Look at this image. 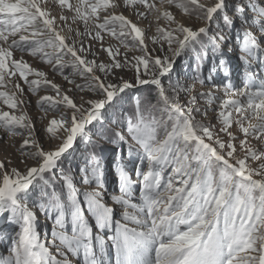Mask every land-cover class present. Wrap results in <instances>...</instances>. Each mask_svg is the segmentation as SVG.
Returning <instances> with one entry per match:
<instances>
[{"label":"snow or ice","instance_id":"snow-or-ice-1","mask_svg":"<svg viewBox=\"0 0 264 264\" xmlns=\"http://www.w3.org/2000/svg\"><path fill=\"white\" fill-rule=\"evenodd\" d=\"M161 3L183 9L188 20L203 24L194 26L163 11L168 25L157 27L156 54L145 44L140 26L113 14L119 7L113 0H59L61 7L75 13L73 21L84 24L85 31L77 30L76 35L102 41V33L108 32L125 48L131 36L133 46L138 43L143 53L121 59L119 49L102 47L110 59L98 63L81 55L86 51L83 41L77 48L57 30L56 18L42 7V0H0V84L18 74L34 90L43 84L55 91V97L42 98V106L58 110L65 105L71 110L51 119L46 133L52 137L23 141L22 149H33L28 153L33 163L27 165L26 159L23 171L9 170L0 162V214H8L18 228L0 264H264V78H258L260 71L254 67L264 69V0ZM124 4L142 5L160 18V8L150 0ZM232 43L249 69L240 87L232 82V66L225 57ZM14 50L39 56L60 73L69 69L86 85L69 82L87 87L95 98L78 105L46 78L45 71L16 59ZM189 54L196 61L192 83L182 84L179 77L173 81L176 60ZM210 58L215 63L204 75ZM130 63L132 80L117 75L115 70ZM29 75L37 79L29 80ZM216 75L219 84L213 83ZM206 82L212 88L197 92L195 85L204 87ZM131 89L146 91L151 99L136 96L132 110L113 121L109 142L118 140L128 148L113 167L118 194L107 196L106 165L89 134L96 124L111 120L109 109L124 101ZM0 99L11 110L24 103L7 91H0ZM194 113L202 118L211 113L216 123L197 120ZM253 119L257 123H251ZM0 125L13 135L27 129L29 137L35 128L26 115L6 110H0ZM53 137L59 142L46 150L44 142ZM78 138L91 145L84 167L77 168L83 173V188L66 163ZM249 157L261 161L259 168L246 163ZM145 163L147 170L142 171ZM37 185L40 199L31 201ZM34 208L54 219L51 243L41 242Z\"/></svg>","mask_w":264,"mask_h":264},{"label":"rangeland","instance_id":"rangeland-1","mask_svg":"<svg viewBox=\"0 0 264 264\" xmlns=\"http://www.w3.org/2000/svg\"><path fill=\"white\" fill-rule=\"evenodd\" d=\"M160 8L159 16L157 18V13L155 11H148L144 6H125L124 0H113V3L119 5L116 8L113 14L119 15L123 14L132 22L136 23L138 26L144 28L145 32V44L151 52L160 54L158 45L153 42V38L157 37L159 34L157 32V27H164L168 25V21L163 19L162 14L163 11L168 10L173 13L178 19H183L188 23H192L194 26H202L203 22H199L197 24L195 19L188 20L189 13H184L183 9H178L175 6H169L167 4H162L161 0H150ZM203 3H211V0H201ZM69 3L76 4L78 0H69ZM42 7L46 11L50 13L51 16L56 18V27L57 30L60 31L62 35L66 37L69 43H75L76 47H80L81 41H83L84 47L86 49L85 52L81 53V55L87 60H96L98 63H109V57L106 52L102 51L103 48L112 47L113 49H119L120 57L123 59L124 56H127L129 60H132L133 57L142 55L143 53L140 51V46L136 43L133 46L131 42V36L128 37L129 46L127 48L124 47V44L120 39L110 35L108 32L102 33L103 40H92L89 36L85 35L83 37L76 35V31L84 32L85 27L82 21H73V16L75 13L69 10L66 7H61L59 4V0H42ZM140 13H147L146 16L139 15ZM105 13H101L103 16ZM66 16L67 20H61L60 17ZM18 39V37H17ZM35 39V38H33ZM235 43H239L236 41ZM235 43L229 44L225 49V57L227 61L231 64L233 75L232 82L240 87L243 82L247 79V73L249 71L247 65L239 59L237 52L235 51ZM90 47V50L89 49ZM46 51L51 52L52 49H46ZM14 57L16 59H23L26 63H28L33 69L43 70L47 73V79L59 85L62 91H66L67 94L75 99L76 103L85 104L89 99L95 98V94L90 92L87 87L83 89L76 87L75 85H86V81L84 78H81L76 75L70 74L69 69H64L63 73H60L55 70V65H47L41 57H33L30 52L24 51L21 52L19 50H14ZM175 59V58H174ZM215 63V58H210L206 61L205 66L203 68L204 75L209 73V69ZM196 61L189 55H182L179 59L176 60L175 71L173 74V81L179 77L180 82L182 84H191V77L194 75ZM257 70L260 71V76L258 78H264V69H259L258 66H254ZM117 75L122 77L123 79L132 80L134 69L132 68V64L130 63L127 67L123 69L115 70ZM102 75L101 73H97ZM65 75L68 76V79H65ZM37 79L34 75H29V80ZM107 79H112L108 77ZM221 77L219 75L215 76V80L213 83L219 84ZM69 81H75V85L70 83ZM20 85V88L23 89L21 93L19 89H17L16 85ZM212 84L206 82L204 87H201L199 84L195 85L196 91H206L209 88H212ZM139 87V86H138ZM0 91H7L10 94H16L22 101L23 104L19 105L16 110H11L7 108L3 104V100L0 99V110L13 111V114H24L29 118V123L35 125L34 130L31 132V137L28 135V130L17 129L16 131L20 133L19 135H13L12 133L6 132L3 129V126L0 125V162H3L5 167L9 170L13 168H17L21 171L26 167L25 160L27 159V165H31L33 161L28 158V153L33 151V149H22V144L25 139H35L36 141L44 140L45 135L52 137L53 134L46 133V128L49 126L52 118H60V114H70V109L65 105H60L58 110L52 109L48 107L47 104L42 106V98L44 96H56L54 90L50 87L44 86L43 84L39 87L38 90H34L31 88L24 80L16 76H6L5 83L0 84ZM195 94V93H193ZM155 93H152L154 96ZM136 96H144L146 99H151L149 94L146 91L138 92L136 89H131L127 92L126 98L124 101L117 103V105L109 109V117L111 120L106 119L99 124H96L95 128L90 133V137L92 142L97 145L96 151L102 156L103 162L105 163V184L107 185L106 194L107 196L117 195L118 194V184L116 179V173L113 171V167L115 163L118 161L121 155H126L127 153V144H121L118 140H113V142H109V138L112 137V133L110 129L115 128L116 124L113 121H120L123 114L131 111L133 108L134 100ZM182 100H186V97L182 94ZM203 103V102H201ZM47 109V110H46ZM196 115L197 120H204V123H208L211 121L212 123H216L215 120L212 119V114L210 113L207 118H202L199 114L194 113ZM251 123H257L255 119L250 121ZM101 134H103L106 138L101 139ZM221 139L227 140V136L222 135ZM251 143L257 145L255 138H250ZM59 141L54 137L50 140L44 142L43 147L47 150L53 148L55 144ZM238 144L239 142L236 141ZM91 145L87 143L86 139H79L75 143V147L70 150V155H68L67 164L71 167L73 173H76L75 180L78 187L83 188L80 180L83 173L77 172V168L84 167V156L87 154V150L90 149ZM238 154L240 158L244 157L243 153H240L238 150ZM246 163L252 168H259L261 161L254 160L252 158H248ZM130 170H133L135 165H128ZM142 171L147 170L146 163L141 166ZM133 179H136L135 173L133 171L132 175ZM259 178V177H256ZM40 186L37 185L36 191L31 192V201H36L40 199ZM29 201V204H31ZM111 203V202H109ZM36 212V216L38 217L37 223V231L41 235L42 243H51V234L55 227L54 219L38 208L33 209ZM18 228L12 222H10V217L8 214H0V258H4L9 255L11 251V244L14 240L17 239ZM58 243V241H57ZM51 253L56 255V248L52 247L50 249ZM59 259L60 257H56Z\"/></svg>","mask_w":264,"mask_h":264},{"label":"bare ground","instance_id":"bare-ground-1","mask_svg":"<svg viewBox=\"0 0 264 264\" xmlns=\"http://www.w3.org/2000/svg\"><path fill=\"white\" fill-rule=\"evenodd\" d=\"M142 28V27H141ZM144 30V28H142Z\"/></svg>","mask_w":264,"mask_h":264}]
</instances>
